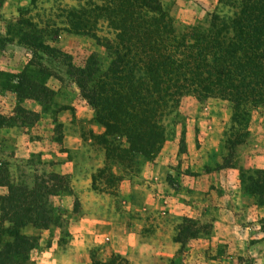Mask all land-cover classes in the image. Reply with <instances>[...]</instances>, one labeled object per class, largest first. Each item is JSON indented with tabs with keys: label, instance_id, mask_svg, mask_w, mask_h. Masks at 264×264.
I'll return each mask as SVG.
<instances>
[{
	"label": "rangeland",
	"instance_id": "1",
	"mask_svg": "<svg viewBox=\"0 0 264 264\" xmlns=\"http://www.w3.org/2000/svg\"><path fill=\"white\" fill-rule=\"evenodd\" d=\"M161 2L173 19L178 33H185L192 27L206 28L214 13L228 12V8L220 4L219 0H161ZM77 4V0H40L37 6L33 7L29 0H0V38L7 40L5 43L4 40L0 42V65L19 70L8 73V77L0 75V92L10 90V86L16 85V76L26 71L38 82L55 88L57 90L55 97L58 100L81 101L91 108L81 97L75 79L69 72L72 67H85L92 55L95 56V61L104 64V69L109 67L111 59L108 51L91 37L69 34L63 30L66 22V13L63 12L66 8ZM27 18L33 19L45 29L44 41L59 50V53L44 56L41 53L37 57L34 56L33 50L22 39V34L30 31L25 26H20L21 20ZM100 25L102 26L101 23ZM57 28L62 30L58 32ZM21 29L23 33L20 32ZM104 30L103 28L98 34L106 35ZM43 66L48 68L52 76L41 72ZM8 78L9 87L4 82ZM48 108L46 106L45 110ZM62 108L63 105L60 103L53 112ZM90 110L93 113L92 109ZM233 114L232 105L219 98L199 100L195 95L184 97L179 107L164 120L167 140L157 157L151 161L139 158L132 164L113 166L115 176L121 178L119 184L112 180V184L116 186L108 183L111 171L105 175L98 173L105 166V149L100 145L97 138L99 135L82 122L79 124L82 126V140L79 141L84 145V150L81 148L79 152H72L69 147L72 146L73 139L69 142L66 140L64 125L58 123V127H55L49 139L53 143L51 151L50 147L44 153L36 148L33 155L22 157L20 163L10 162L11 164L3 161L4 159L1 158L4 157L0 156V161L8 163L10 174L14 178L11 177L13 182L32 194V200L39 206L40 212L48 213L49 223L46 229L30 225L21 232L25 236V240L22 241L31 249L27 264H93L94 260L96 263L109 262L114 254L106 245L91 246L96 238L100 239V236L108 242L106 229L93 228L92 231L89 228L78 229L79 234H74L72 227L85 215L84 201L76 191L70 176L56 173L54 164L61 161L52 159L50 152H68L67 159L77 158L80 163L78 167H85L82 169L85 170V178L86 173H89V184H81L83 191L88 189L98 198H107L117 211L127 212L125 216L127 229H138L139 239L152 235L154 230L152 216H143L136 211L131 213L133 210L129 212L128 209H124L126 206L122 204L123 199L117 197L120 196L123 181L129 180L141 185L142 173L145 172L146 166H151L152 163L158 165L156 161H160L156 171H150L154 174L153 179L150 180L155 188H158L162 203L164 202L160 210L166 212L171 208L170 199H176L174 202L176 205L182 202L188 210L187 214L179 218L180 224L184 218H190L195 222L196 231V236L189 238L185 245L181 246V250L170 264H262L258 258L260 255H257L256 251L259 244H262L260 233L264 231V219L251 217L250 207L253 203L256 204V201L242 191V177L247 176L244 172L250 174L262 168L246 166L237 172L241 197L234 198L226 195V192L236 190L230 186L236 172L229 169L236 168L244 158L247 162L253 159L260 162L264 157V133H262L264 106L252 113L248 130L240 126L233 128ZM35 119L36 117L32 115L26 121L33 122ZM190 131H194L192 149L188 145ZM30 135L34 139H42V134L30 132ZM241 136H245L244 142L236 145L231 151L230 141L236 143ZM182 139L186 144L185 151L180 147ZM248 140H251V145L249 142L246 143ZM241 145H248V149H241L243 147ZM8 151L14 152L12 149ZM93 175H97L98 189L92 186ZM161 185L163 187H160ZM6 192L7 189H0L1 195H5ZM202 208L204 210L210 208V213L201 214L203 210H199ZM94 209L90 211V215L99 216V209ZM34 218L43 225V218L39 217L38 213ZM216 222H223L231 225L232 228L216 229ZM234 225L236 228H233ZM122 229L117 231L124 232ZM177 229L176 227L175 236ZM82 232L85 233L84 236H79ZM94 236L97 237L92 241ZM217 238H222L225 243ZM72 242L74 245L67 259L68 245ZM229 251L234 252L237 259L226 258ZM128 262L133 264L129 260Z\"/></svg>",
	"mask_w": 264,
	"mask_h": 264
},
{
	"label": "trees",
	"instance_id": "2",
	"mask_svg": "<svg viewBox=\"0 0 264 264\" xmlns=\"http://www.w3.org/2000/svg\"><path fill=\"white\" fill-rule=\"evenodd\" d=\"M29 1L36 7L40 0ZM77 1V6L63 12V30L91 37L108 51L111 59L104 69V64L92 55L85 67H72L69 72L93 111V121L104 128L97 138L105 149L106 162L98 173L111 171L109 184L112 180L121 182L113 166L157 157L167 140L164 120L184 97L195 95L199 100L219 98L229 102L234 112L233 128L245 130L252 113L264 106V0H219L228 8L226 14L214 13L206 28L192 27L185 33L177 32L161 0ZM20 26L30 30L22 34V39L34 56L59 53L46 44L45 29L33 19L21 20ZM103 28L106 35L100 36ZM40 70L52 76L47 67ZM16 78L13 87L9 78L4 82L15 90L20 101L32 98L44 104L54 102L56 93L34 76L22 71ZM17 112L25 120L38 116L21 107ZM247 135L236 143L230 141L231 151ZM180 147L185 151L184 139ZM8 167L7 162L0 161V189L8 191L0 194V264H27L31 249L22 241L25 236L21 232L30 225L46 229L48 213L40 212L32 194L13 182ZM244 173L247 176L242 177V191L264 206V170ZM96 177L93 175L94 189H98ZM36 213L43 218V225L34 218ZM194 236V220L184 218L174 241L184 246ZM93 264L129 262L112 254L109 262L94 260Z\"/></svg>",
	"mask_w": 264,
	"mask_h": 264
},
{
	"label": "crops",
	"instance_id": "3",
	"mask_svg": "<svg viewBox=\"0 0 264 264\" xmlns=\"http://www.w3.org/2000/svg\"><path fill=\"white\" fill-rule=\"evenodd\" d=\"M15 72H19V70L8 69L5 68V66L0 65V74L2 76H8V73ZM15 84H17L16 81ZM47 86L50 88V85ZM50 89L55 93L57 91L55 88ZM54 98L53 103L44 104L43 102L32 98L20 101L15 90H3L0 92V156L4 157L1 158L4 159L3 161L20 163L22 157L33 155L36 148H39L40 151H43L44 153L47 151V148L50 147L51 151L53 143L51 140L49 141V139L52 137L55 127H58V123L64 125L67 135L66 140L69 142L73 139V144L69 147L73 153H75V151L79 152L81 148L84 150V145L79 141L82 140V126L79 125L81 122L87 124L89 128L93 129L94 133L98 135L103 134L104 128L93 121L94 116L90 110L91 108L86 106L84 102H73L72 100H58L57 97ZM60 103L63 105V108L60 111L53 112V109H55ZM46 106L49 107L48 110L50 111L45 110ZM18 107L36 113L38 116H36V119L33 122H28L17 112ZM75 123L77 125H75ZM30 132H36L38 135L42 134V139H34L30 135ZM193 132L190 131L188 133V145L190 146V149H192ZM262 133L264 132L262 131ZM217 134L218 131L216 130L215 135L217 136ZM248 142L250 143L251 140H248L246 143ZM65 143L67 142L65 141ZM243 145H241V147ZM8 149H12L14 152L8 151ZM241 149H248V145L243 146ZM3 151L5 153H3ZM68 155V152H50V157L52 159L61 161L54 164L56 173L60 175H69L74 182L76 191L84 201L85 215L72 227L74 234H79L78 229L85 230L89 228L90 231H92L93 228H104L107 230L106 235L109 236L108 242H105L101 236L99 240H97V236H94L92 237V241L95 238L96 240H94V243H92L91 246L98 247L106 245L114 254L128 259L133 264H170L179 253L182 246L180 243L174 241L176 232L175 228H178V225L181 223L179 218L187 214L188 209H185L186 206L182 202H179V204L176 205V203H174L176 202V199H170L172 206L169 207L171 208L166 212L160 210L162 209L161 206L163 207L164 202L162 203L159 195L160 192L157 191L158 188L156 189V186L152 184V180H150L153 179L152 177L154 176L150 171H156L157 166L160 165V161H156L158 165L150 163L151 166H146L145 172L142 173L141 178L143 184L141 183V185H139L138 183L129 180L123 181L120 187V196L117 197L118 199H123L122 204L126 206L124 209H128L129 212L133 210L131 213H135L136 211L140 212L143 216H152L151 222L154 229L152 235L148 238L139 239L138 236L140 235H138V229H127V224L125 222V216L128 214L127 212L122 211L123 213H121V211H117L107 198H98L94 193H90L88 189L83 191L81 184H89V173H86L87 177L85 178V170H82L85 167H78L80 163L77 158L67 159ZM246 166H248V168L250 166L258 167L264 170V157H262V161L260 160V162H256L254 159L251 160V162H247L244 158L236 168L229 169L236 172L233 176L234 179H232L230 184V186L234 187L236 190H229L226 192V195L233 196L234 198L241 197L240 184L237 180L238 176L236 174L241 168ZM160 187L163 186L161 185ZM7 193L8 191L5 194ZM94 208L99 209V216L96 215L94 217L90 215V211H94ZM201 210H203L200 212L201 214H203V212L207 214L210 213V208H207L206 210L202 208L199 211ZM102 213L103 216H101ZM250 215L253 219L259 217V219L263 220L264 206H259L253 203L250 207ZM257 225L260 224L257 223ZM122 227H126V229H122ZM234 227L235 225L233 228ZM223 228L227 230L232 227L223 222H216V229L220 230ZM117 229H122L124 232L117 231ZM83 234L85 233L82 232L79 236H84ZM260 234L262 236V244H259L256 254L261 256V258L260 256L258 258L262 261V264H264V231ZM261 236H259V238ZM217 239L220 242L225 243L222 238ZM233 240L234 239H232V241ZM227 243H230L229 240ZM73 245V242L68 245V250L66 252L67 259H69V251H71ZM226 258H229L230 260L237 259V256L234 252L229 251L228 254H226Z\"/></svg>",
	"mask_w": 264,
	"mask_h": 264
}]
</instances>
